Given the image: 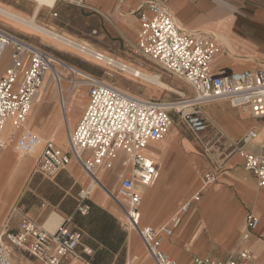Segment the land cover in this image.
Returning a JSON list of instances; mask_svg holds the SVG:
<instances>
[{
    "label": "crops",
    "instance_id": "0c3cea01",
    "mask_svg": "<svg viewBox=\"0 0 264 264\" xmlns=\"http://www.w3.org/2000/svg\"><path fill=\"white\" fill-rule=\"evenodd\" d=\"M76 1H81V3L57 0L54 7L40 9L37 16L44 13L47 17L45 22L47 25L56 27L65 33L68 32L103 52L130 60V55L139 42L140 16L142 12L149 13L148 9L142 8L137 0ZM158 1L172 11L182 29L218 40L220 50L212 63L214 72L231 73L244 68L264 66V0ZM0 2L17 9L20 1L0 0ZM53 10L56 11L55 14H53ZM69 25L74 27L73 30H69L67 27ZM10 65V50H7L0 60V78L5 75ZM28 65L29 59H26L24 66ZM60 72L64 76L60 80L52 74L46 75L43 85L34 96L32 109L23 127L33 130L46 139H53L59 147L66 148L69 147V132L77 127L89 104L90 96L88 85L77 83L72 87V74L63 68H60ZM21 80L22 76L19 81ZM81 84L82 86L79 87ZM78 88L81 89L78 91ZM62 98H66L65 106L62 103ZM213 103H219L223 107H212V102H208L199 108V111L209 120L216 132L223 133L228 142L236 145L245 133L253 128H258L260 133L257 139L247 145L245 149L261 152L260 143L264 141V119L255 117L248 110L230 105L228 101L219 100ZM18 134L19 130L10 121L5 124L0 133L2 139L7 142L6 147L0 151V193L3 194L0 197V216L15 200L17 193H20L11 217V224L8 225L11 230H17L24 217L35 220L50 231H55L62 224L81 230L83 245L89 246L92 249V254H85L83 245H81L77 249L78 258L66 257L61 264H126L128 262L155 264L145 251L143 242L137 233L141 240L142 250L147 257L141 261L137 251L140 246L138 240L131 238V230L124 229L122 225L124 216L116 215L119 210L117 206L110 203V194L102 188L95 189L90 184L89 173L74 157L55 176H48L40 170H35L23 185L30 159L22 158L20 153L13 149L14 136ZM165 139L150 142L144 150L146 155L155 160L159 167V175L152 185L137 186L143 196L141 207V224L145 222L143 225L158 227L169 221L180 202L199 191L203 185L202 183L197 191L186 195L187 192L194 189V181L188 187H180V180L175 173L180 170L185 171V168L181 169L180 167L187 164L175 159H171L165 169L162 162L159 164L157 158L162 161L163 157L162 155L158 157V153H154L152 145L163 142ZM127 158V154L120 151L114 158L107 160L97 170L104 169L99 175V180L104 181L108 177V173L114 174L117 177L115 189L121 182L122 176L131 170V166L125 164ZM240 164L246 175H243L242 172L227 171L216 186H212L207 191L206 186L201 199L184 216L182 224L175 233L164 238L162 248L180 264L189 262L190 264H199L201 260L193 253H178L177 247L185 245L187 240L196 234L197 230H192L193 228L197 229L196 225L199 219L209 222L208 208L203 205L209 193H213L210 195V199L214 193H235L234 197H241L242 201L253 199L255 205L258 206L262 203L261 206H263L264 193H259L257 188L261 192L264 190L258 186L254 174L245 168L241 155ZM84 193H86L85 197ZM83 206L88 207L87 211H81ZM248 213L250 210L245 215V225ZM218 217L213 220H217ZM260 225L248 239L249 244L246 242L248 246L242 248L251 252L255 264L257 255L255 256L254 250L257 249V254L261 250L251 240L252 236L262 235ZM174 237L175 239H173ZM198 243L200 244L199 241ZM211 244H213L212 240ZM11 248L15 252V248ZM240 250L235 255L233 252L228 257H207L224 260L237 256ZM15 256H17L16 253ZM16 258L15 261L18 264H45L39 259L28 262L16 260Z\"/></svg>",
    "mask_w": 264,
    "mask_h": 264
},
{
    "label": "built area",
    "instance_id": "2783aa9c",
    "mask_svg": "<svg viewBox=\"0 0 264 264\" xmlns=\"http://www.w3.org/2000/svg\"><path fill=\"white\" fill-rule=\"evenodd\" d=\"M137 1L149 11L142 12L140 16L137 51L191 86L194 91L191 105L196 106L194 111L179 110L174 102L131 94L0 26V60L7 50H10L11 60L5 75L0 78V133L10 121L19 130V134L14 136L15 148L24 154L41 149L38 167L48 176H55L74 157L93 177L107 160L114 158L120 151L125 152L128 156L125 164L130 165L131 170L122 176L121 182L111 193L124 213L122 225L139 234L145 251L155 264H180L162 248L163 240L175 233L184 216L201 199L207 184L216 178L213 173H208L202 188L182 200L169 221L158 227L143 225V196L137 186H150L159 175L158 165L144 150L150 142L161 141L169 134L175 123L171 114L174 108L181 113L185 126L197 137L207 132L218 135L209 120L200 113L197 105L202 103L228 100L233 106L264 119V66L231 73L214 72L212 63L220 50L218 40L182 29L172 11L158 0ZM93 53L92 56L99 61L107 58L102 51ZM26 59H29L27 67L24 66ZM106 63L122 71L127 68L125 64L116 65L118 62L112 56L108 57ZM60 68L72 74V87L79 81L88 85L90 96L77 127L69 132V147L66 150L53 139H46L23 127L44 78L52 74L60 80ZM21 76L22 80L19 81ZM62 103L66 105V98H62ZM259 133L258 128L249 130L237 142L235 150L243 157L245 168L256 177L258 186L264 190V141L260 143L261 152L245 149L257 139ZM6 144L0 136V150ZM87 209V206L81 207L82 212ZM259 225L260 218L255 213H248L244 239L248 240ZM82 241V231L67 224L50 231L35 220L24 217L17 230L13 231L6 225L0 233V264H14L11 247L45 264H61L66 257L78 258L77 249L83 245ZM83 252L91 255L92 249L83 245ZM199 264L255 263L251 252L241 249L235 257L224 260L207 257L200 260Z\"/></svg>",
    "mask_w": 264,
    "mask_h": 264
},
{
    "label": "rangeland",
    "instance_id": "374dc122",
    "mask_svg": "<svg viewBox=\"0 0 264 264\" xmlns=\"http://www.w3.org/2000/svg\"><path fill=\"white\" fill-rule=\"evenodd\" d=\"M19 1L20 2L18 4L17 9L11 6H7L0 2V5H2L3 7L9 8L16 14H19L26 18L25 22H21L11 17H8L6 13L0 12V26L4 29L13 32L26 42L34 46L45 48L57 57L66 61L67 63L79 67L85 71H88L98 77H101L106 82L114 84L131 94H136L143 97L159 98L169 102H174L177 106L176 108L181 110H195L196 106L191 105L194 97V91L191 86L181 78L173 74H169L157 64L143 56L140 52L137 51V47H135L133 53H131L130 60H125L122 58L121 60L132 64L133 66L138 69H141L148 75L155 76L159 74L160 76L158 77H161V81L164 82L166 85H160L159 83L155 82L156 80L153 81L144 77L140 78L134 76L131 73H127L125 71L117 69L114 66L108 65L106 62H99V60H97L93 56L86 54L77 48L69 46L66 42L56 39L47 33H43L41 31L36 30L31 25L35 20L40 25L52 32H58V34L65 36L70 40L79 41L84 45L93 47L87 42L69 34L68 32L65 33L64 31L56 27H51L47 25L45 23L47 21V17L44 13H41L39 16H37L40 9L48 8L39 7L32 0ZM55 12L56 11L53 10V14H55ZM67 27L69 28V30H73L74 28L72 27V25H69ZM95 49L99 50L98 48ZM105 53L112 57L120 58L114 54L108 52ZM158 77L156 76V78ZM50 79L52 80V78ZM81 86L82 85H80L79 87ZM80 89L78 88V91ZM86 89L88 93V88L86 87ZM228 103L231 105L229 101ZM205 104L206 103L199 104L197 105V107L201 108ZM212 105V107H223L219 103L215 104L212 102ZM176 108L172 109L171 112L175 120V124L173 126V133H169V135L163 142H158L156 143V145L154 144V153H158V157L162 155V161H160V158H157V160L159 164L160 162H162L164 169L168 167L171 159H175L177 161H180L181 163L183 162L187 164L185 166L180 167L181 169L185 168V171L180 170L175 173V175L177 174V177L180 180V187H188L194 181V189L190 192H187L188 194L186 195H190L201 187L203 180L208 174V172L213 173L216 179L215 181L207 184L206 191L212 186H216L218 183H220L221 177L227 171L242 172L243 175H246V173H244V171L242 170L240 164V153L235 150V143L228 142L226 136L223 133H218L217 136H214V133L210 134L209 132H207L199 137L195 136L185 126V124L183 123V118L181 117V113H178ZM61 148L66 150L68 146L66 148ZM3 149L4 148H2L0 151H2ZM13 149L14 151L20 153V156L22 158L30 159V163L27 167V175L22 183L24 185L31 173L35 170H39L38 160L41 149L37 150L34 153L24 154L22 152H19L15 148V139L13 142ZM204 167L209 170H205ZM192 169H197L199 171L196 170L194 172ZM102 171H104V169H101L96 172V178H98L97 183L93 182L91 178L92 176L90 175V184H92L95 189L102 188L105 191H108V194H110V203L112 205L114 204L115 206H117L114 198L111 195V193H113L114 191V186L117 182V177L112 173H108V177L104 179V181H101L99 180V175ZM257 190L259 193H264L261 192L258 188ZM211 194L213 193H209L206 196L205 201V196L202 199V202L204 201L203 205L207 206L209 211L207 215L209 222L204 219H199V222L196 225L197 229L193 228L192 230H197L196 234H193L187 240L185 245H182V247H177L178 253H193L194 255H196L197 258H200L201 260L207 258V256L228 257L233 252L235 255V253L239 249L248 246L246 245V242L247 244H249V241L244 239L243 235L246 230L245 215L247 211L250 210V212H254L261 219L260 233L262 235L252 236L251 241L253 244H256L261 250L259 254H257V249L254 250L255 256L257 255L256 264H264V203L263 206H261L262 203L257 206L255 205L253 199L242 201L241 197H234L235 193H214V196L210 199L209 197ZM1 195L3 194L0 193V197ZM19 195L20 193H17L15 200L11 203L8 209L0 216V233L6 225L11 224V217L15 211ZM117 208L119 210V213H117L116 215L118 217H123L124 214L122 210L118 206ZM226 212L230 213L226 214ZM220 214H222V220L220 222L219 227L213 232L210 238L208 235L203 236L202 232L204 231V226H206L207 223L213 224L214 222H216L221 217H218ZM216 217H218V219L214 221L213 219ZM144 223L145 222H143V224ZM124 229L129 231L126 226H124ZM131 232L134 233L136 239L138 240L140 246L137 251L140 256L139 258H141V261H143L147 259V257L142 250L141 240L134 229H131ZM175 237L173 239H175ZM211 240L213 241V244H211ZM198 241L200 242V244L198 243ZM15 253L17 254V256H15ZM12 257L14 264H18L15 261L16 257L18 258H16V260H24L28 262L38 261L37 258L28 255L20 249H15V252L12 251ZM188 264H190V262Z\"/></svg>",
    "mask_w": 264,
    "mask_h": 264
},
{
    "label": "bare ground",
    "instance_id": "6f19581e",
    "mask_svg": "<svg viewBox=\"0 0 264 264\" xmlns=\"http://www.w3.org/2000/svg\"><path fill=\"white\" fill-rule=\"evenodd\" d=\"M32 1L35 2L37 4V6H39V7L52 8V7L55 6L57 0H32ZM0 12L1 13L2 12L3 13H6V15H8V17H11V18H13V19H15L17 21H21V22H25L26 21V18L25 17H23V16H21L19 14H16L11 9L6 8V7H3L2 5H0ZM31 25L36 30L41 31L43 33H47V34L51 35L52 37H54L56 39H59L61 41H64L69 46L74 47V48H77V49L81 50L82 52H84L86 54H89L91 56L94 54L93 51H99V50L95 49L94 47H89L87 45L82 44L79 41L70 40L69 38L58 34V32L57 33L56 32H52V31L48 30L47 28L43 27L42 25H40L36 20ZM104 54L107 56V58H105L103 61H99V62H108V57L110 58L111 56L108 55V54H106L105 52H104ZM115 60L118 62V63H115L116 65H119L121 63V64H125L127 66L126 71H125L127 73H131L134 76H137V77H140V78L141 77H144L146 79H151L153 81L156 80L155 81L156 83H159L160 85H166L164 82L161 81L162 80L161 77H158V76H160L159 74L158 75H155V76H151V75H148L145 72H143L141 69L136 68L132 64H129V63L121 60V58H115ZM77 71L80 72L79 70H77ZM156 76L158 78H156ZM63 77L64 76H62L61 78H63ZM77 83L80 84V83H84V82L83 81H79ZM171 89H173V88H171ZM174 105H175V103H174ZM175 107H177V106L175 105ZM179 110H181V109H179ZM8 129H10V128H8ZM171 133H173V129H172ZM152 146L154 147V149H152L154 151L155 150V145H152ZM192 170L195 172L197 169H192ZM197 171H199V170H197ZM91 178H92V180H93L94 183H97V179L98 178H96V175L93 176V177H91ZM221 220H222V216L216 222H214V223L212 222L213 224L207 223L206 226H204V231L202 232V235L203 236H207L208 235L209 238H210L212 236L213 232L219 227ZM131 238L132 239H135L136 238L133 232H131Z\"/></svg>",
    "mask_w": 264,
    "mask_h": 264
}]
</instances>
